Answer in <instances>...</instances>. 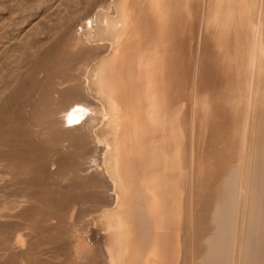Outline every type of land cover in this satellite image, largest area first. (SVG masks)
<instances>
[{"label": "bare ground", "instance_id": "6f19581e", "mask_svg": "<svg viewBox=\"0 0 264 264\" xmlns=\"http://www.w3.org/2000/svg\"><path fill=\"white\" fill-rule=\"evenodd\" d=\"M114 1L95 34L113 54L86 74L110 107L114 139L94 156L112 157L118 198L86 224L109 237V264H264V0ZM91 100L59 111L60 123L103 131Z\"/></svg>", "mask_w": 264, "mask_h": 264}, {"label": "rangeland", "instance_id": "374dc122", "mask_svg": "<svg viewBox=\"0 0 264 264\" xmlns=\"http://www.w3.org/2000/svg\"><path fill=\"white\" fill-rule=\"evenodd\" d=\"M114 2L0 0V40L16 41L19 32L35 27L32 38L19 40L23 46L0 51V264L110 263L109 237L86 223L101 215L97 210L108 208L107 201L118 198L110 172L112 157L104 164L94 156L99 147L107 149V139L111 143L114 138L107 127L110 107L102 102L99 86L88 83L86 73L98 72L113 54L112 41L95 34L102 29L104 16H114ZM43 41L49 45L41 50L38 42ZM39 51L31 61L30 52ZM9 83L14 84L12 89ZM29 88L41 97L36 109ZM84 98L101 108L103 131L102 126L60 123L59 111L81 104ZM99 111L93 113L99 116ZM99 136L105 139L103 144ZM32 141L35 150L28 147ZM53 161L58 162L55 174L50 168ZM99 162L106 165L104 175L96 171Z\"/></svg>", "mask_w": 264, "mask_h": 264}]
</instances>
